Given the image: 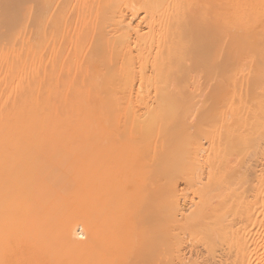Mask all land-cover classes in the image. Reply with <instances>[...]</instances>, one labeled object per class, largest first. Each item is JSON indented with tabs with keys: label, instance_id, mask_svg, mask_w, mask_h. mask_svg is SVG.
I'll return each mask as SVG.
<instances>
[{
	"label": "bare ground",
	"instance_id": "1",
	"mask_svg": "<svg viewBox=\"0 0 264 264\" xmlns=\"http://www.w3.org/2000/svg\"><path fill=\"white\" fill-rule=\"evenodd\" d=\"M42 120L85 129L91 220L38 233L71 264H264V0H0V140ZM38 138L0 155L22 234L30 204L59 210L36 180L73 143Z\"/></svg>",
	"mask_w": 264,
	"mask_h": 264
},
{
	"label": "rangeland",
	"instance_id": "2",
	"mask_svg": "<svg viewBox=\"0 0 264 264\" xmlns=\"http://www.w3.org/2000/svg\"><path fill=\"white\" fill-rule=\"evenodd\" d=\"M34 116H38V115H35L34 114ZM35 118H36V120H39L40 119L39 116L38 117H35ZM37 118H39V119H37ZM32 119H34L33 118V115H32L31 120ZM31 120L29 119L26 122L29 123V125L30 124L32 125V124H34L33 123L34 120H32V121ZM29 121H31V122H29ZM16 122L18 123V121H16ZM16 122H13V123H16ZM34 122H35V124L38 125V122H40V120L38 122L37 121H34ZM46 122L44 120L41 121V123H43V125L41 124L42 126L47 125V127L45 126L46 128H43L42 127L43 128L42 129V128H39V126H37V127L35 126V127H32V128L30 127L31 128L30 132L28 131L30 129L29 126L26 127L25 125H27V124H25L24 125L25 127L23 126L24 127V130L23 131H25L26 128H29L27 130V133L29 132V134H27L26 132L23 133V131L21 129V127H22L21 125H20V128H19V125H18L19 123L18 124L17 123L16 124H13L11 122L12 123L11 124L12 127L13 126H17V128L16 127L15 128H12L13 129V131L11 130L12 131V134H13L14 130L17 129L15 132H18V133H16V134H19V132H20L19 130H21L20 134L22 133V134H24V136H25V133L27 134L26 136L32 135L31 138L34 137V139L32 138L33 141L29 137H28L29 140H27L28 138L27 139H24V137H22L23 135L21 134L20 135V138L22 137L23 138V141L24 140H27V143H29L28 146H27L25 144L26 143V141H25L24 142V146H22L23 145V144L21 145L22 139L20 140V138H19L18 135L15 136V134H13V136H15V138H19V139H16L14 141V143L17 140H20V141H17L18 144L16 142V144H17L16 146L15 145L13 146V144H14L13 141H10L13 138V136L12 137L11 136H9V137L7 136V138L9 139V141L7 143H5V144H4V142H6V141L3 140L4 138H2L0 141L1 142L4 141L3 142L4 148H2L3 150H1V148H0V150H1L0 153L2 151L4 152L5 149L9 153H11L13 151H17L19 149H20V152H22V151L24 152L25 150L28 151V149L30 151V148H32L31 146L36 145V144H34V142L35 143L40 142V140L35 141L37 139V137H39L38 139H43V138L45 139L46 138L45 136H47L48 138H46V139H48V141L50 139H52V138H54L53 139L54 141L51 140V141L48 142L45 139L48 143H50V144H46V142H45L44 143L46 145L45 146L44 144H42L45 140H42L43 142L41 141L42 143H40V144H42L41 145L42 147L40 146L41 148H39V149L41 150V152L44 149L43 153L46 152L45 153L46 154L45 155L46 158L47 157H51V156H53L52 153L57 152V150H55V149H58L59 150L62 147H63L62 149H64L65 146H66V144L68 142H70V140H72L71 143L73 142V137L75 136L74 134H76L77 136H80L78 134H80V133L83 134V131L85 130V129H83L84 126H81L80 123H78V121H76V120L72 121L73 123L71 121H70V123L67 122V126L65 125V123L62 124V126L65 125L66 127L65 126L62 127L60 125L61 124L60 122L63 123V121H59V124H58L57 123V120H56L55 121L56 124L53 123V124H55L54 126H52V124L49 125L50 123L49 122L46 123ZM75 122L78 123V124H76ZM57 124L60 127H62L63 130L61 128H59V126H58V129H57V127H56ZM41 125H40V127H41ZM68 125H70V127ZM74 125H75V127H74ZM48 126H50V127H48ZM53 127H55V130H61L62 132L61 131H54V128ZM65 128L66 129H69V132H67L68 130L65 132L64 131ZM44 129H46V131H47V129H49L52 133L51 132H48V134L50 133L51 135H49V136L48 135L42 136V135H44V134L47 133V132L44 133V131H45ZM53 132L56 133V134H54ZM63 132H65V133H63ZM73 132H74V134H72ZM56 135H59V137H57ZM60 136H62L61 139H59ZM77 136H75V137H77ZM35 137H36V139H35ZM56 137H57V139H56ZM65 139L67 140V142H66ZM55 140H57V142ZM58 140H59V142H58ZM30 141H31V144H30ZM63 141L65 143H63ZM83 141H85L84 140V136H82L80 140H77L76 142L74 141L72 143V146H70L69 150H67V154H66V152L65 153H62L63 155H66L65 157H68V158H65L63 155H61V156L58 157V160L60 159L61 162L60 161H57V162L59 164L62 163L64 166L62 164H61V166L58 165V167H62L63 166V168H60V169L56 168V170H55L56 171V174L54 176H50V175L45 176L46 175L45 174L44 175L45 177L44 176H40L36 180V184L37 185H40V184L41 185H44L45 191H47V192L50 190L49 188H51L55 183H57L56 186L59 189L62 190V191L60 190L61 193H59V195L57 196L58 201L60 203L58 202V204H57V200H56V204L58 206L55 204L57 206V207L55 206V208H57L59 210H56V211H54L52 213L49 211L48 214L44 215L41 212V210H43V206H39L36 203L35 204H30L29 206H27V208H26L27 211L30 209V211H28V212H30L32 214L35 213V215L36 214L37 215L42 214V215H40L42 217H39L41 219H38L37 220L36 218H38V217L35 218V220H36L35 222H37L39 225H37V224L34 223V227L33 228H30L29 227V228H27V230H24V231H27L24 234H22L23 232H21L18 229L17 230H14L15 227L18 226L19 223H22L23 220H24L23 223H26V220L27 219H26V217H24L25 215L23 216L21 213L18 212L17 209H15V210L13 209V211H12V210H9L8 207H7L9 203H11V205H12L11 198L13 196H15V195L18 196L19 195V191L22 190L24 187H26V182H21L22 185H19V186H15V184L10 185L7 188V192H6L7 194L5 196H2L0 198V222L2 221V223H7V221H9L10 223H12L11 226H13L12 229L14 230L13 233H12V232L8 231V229L6 228L5 225H3V226L0 227V244L5 243L4 246H0V264H60L59 260H63L64 261L63 264L64 263L66 264L67 262H68V264L69 263L70 264L73 263V257L70 258L71 256L70 257H65L64 256V258H63L62 256H59L54 250H51L49 248L50 246L48 244L43 243V239L38 235V233L39 234L44 233V231L46 229H49V228L50 229L51 228L54 229V227H56L58 229V226L63 227V226H61L62 223H65L67 221L73 222V219H76V221H79L80 220V222L82 221V223L84 222L83 223L84 225L86 223L85 221L90 222V220H91L92 212L89 213V210L88 209H85L84 207H80V204H79V203H83L84 202L83 201L84 199H85V202L84 203H88V201H89V195H90V190H89V187L87 185V182H85L86 179L83 180L84 179V176L81 174L80 170L76 169V167L74 168V166H73L74 165L73 164V157H76L77 159H79V158L81 159V158H85L86 155H87L86 154L87 153V150L84 147V144L85 143ZM1 142H0V145L2 144ZM82 145H83V147H82ZM11 146H13V148L15 147V149L12 150ZM20 146H21V148H20ZM16 147H18V149ZM23 147H26V148H23ZM9 148H11L10 151H9ZM22 148L24 150H22ZM64 150H66V149H64ZM7 153L6 152L3 153V154L1 153L0 155H4V154L7 155ZM81 154H82V156H81ZM26 155L27 156H30L31 154H26ZM29 169H30V167L27 166L26 167V173L27 174H29V172H30ZM13 170H11V172H12V179L15 180L16 171H15V169H13ZM66 170H67V173L69 171H71L69 173H71L70 176L72 175V179H71L70 176H68L69 174H67V175L65 174L64 175V173H65ZM78 172L80 173L81 176H78L77 177ZM75 174H76V176H74ZM74 177H77L75 181H73V178ZM40 178H42V179L39 180ZM81 178H82V180H81ZM67 182L69 183V185L67 184ZM73 182H75V184H73ZM19 187H21V188L19 189ZM73 188L76 189V190L74 189V192H73ZM78 196H81V197H78ZM117 196L118 195L116 194L115 197H117ZM78 198L80 200H78ZM77 200L80 201V202H78ZM36 205H37V207L38 206L39 207L37 208ZM43 205L45 206V203L44 202H43ZM58 207H60V208H58ZM33 208H34V210H33ZM39 209H41V210H39ZM43 215H44L45 218L43 217ZM53 218H55L56 220L53 219ZM39 220H40V222H39ZM41 221H44L45 223L44 222L42 223ZM50 221H52V222H50ZM87 224L88 223H86L85 226H87ZM35 226L38 227V228H40L39 230L37 229L38 232L36 231V227ZM46 226H48L49 228H47ZM45 227H46V229H45ZM28 230H30V231H28ZM41 231H43V232H41ZM96 258H98V257H96ZM96 258H94V259H96ZM96 260L98 261L100 259L98 258ZM97 261L96 262L94 261V262L97 263Z\"/></svg>",
	"mask_w": 264,
	"mask_h": 264
}]
</instances>
